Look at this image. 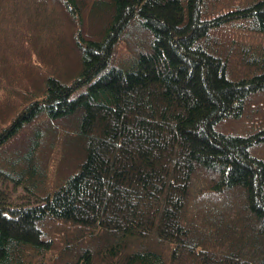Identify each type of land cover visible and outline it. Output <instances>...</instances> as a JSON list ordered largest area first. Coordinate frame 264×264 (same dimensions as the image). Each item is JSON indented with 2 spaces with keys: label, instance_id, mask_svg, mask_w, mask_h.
Instances as JSON below:
<instances>
[{
  "label": "trees",
  "instance_id": "obj_1",
  "mask_svg": "<svg viewBox=\"0 0 264 264\" xmlns=\"http://www.w3.org/2000/svg\"><path fill=\"white\" fill-rule=\"evenodd\" d=\"M0 185V264H264V0H0Z\"/></svg>",
  "mask_w": 264,
  "mask_h": 264
},
{
  "label": "rangeland",
  "instance_id": "obj_2",
  "mask_svg": "<svg viewBox=\"0 0 264 264\" xmlns=\"http://www.w3.org/2000/svg\"><path fill=\"white\" fill-rule=\"evenodd\" d=\"M1 187V185H0ZM21 193V191H12L11 192V196H12V200H16L17 196Z\"/></svg>",
  "mask_w": 264,
  "mask_h": 264
}]
</instances>
